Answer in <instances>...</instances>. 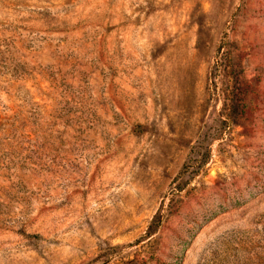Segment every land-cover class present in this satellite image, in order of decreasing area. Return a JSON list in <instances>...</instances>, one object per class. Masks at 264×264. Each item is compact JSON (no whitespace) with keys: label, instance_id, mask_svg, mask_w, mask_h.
Masks as SVG:
<instances>
[{"label":"rangeland","instance_id":"rangeland-1","mask_svg":"<svg viewBox=\"0 0 264 264\" xmlns=\"http://www.w3.org/2000/svg\"><path fill=\"white\" fill-rule=\"evenodd\" d=\"M0 264H264V0H0Z\"/></svg>","mask_w":264,"mask_h":264},{"label":"trees","instance_id":"trees-1","mask_svg":"<svg viewBox=\"0 0 264 264\" xmlns=\"http://www.w3.org/2000/svg\"><path fill=\"white\" fill-rule=\"evenodd\" d=\"M160 223H161L160 216L156 215L155 218L153 219L151 225L148 228L149 231L146 234L148 239H150L151 237H153L157 233V230L159 228Z\"/></svg>","mask_w":264,"mask_h":264}]
</instances>
